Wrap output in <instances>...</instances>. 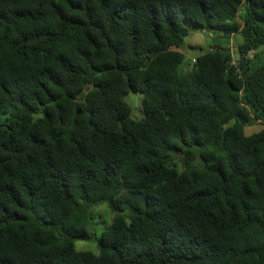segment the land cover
Listing matches in <instances>:
<instances>
[{"label": "trees", "instance_id": "obj_1", "mask_svg": "<svg viewBox=\"0 0 264 264\" xmlns=\"http://www.w3.org/2000/svg\"><path fill=\"white\" fill-rule=\"evenodd\" d=\"M262 55L264 0H0V264H264Z\"/></svg>", "mask_w": 264, "mask_h": 264}, {"label": "rangeland", "instance_id": "obj_2", "mask_svg": "<svg viewBox=\"0 0 264 264\" xmlns=\"http://www.w3.org/2000/svg\"><path fill=\"white\" fill-rule=\"evenodd\" d=\"M188 27H189L188 39L184 40V43L181 47V51L184 53V62L181 66L183 71L188 70L192 66L193 58H195L202 51H205L209 47H212L218 43L223 45H228L230 48H232L233 50L232 52L234 53L235 51L234 47L236 44V38L234 36L232 37V39H230L225 37H219L217 35V32L203 33L199 31L193 24L190 23L188 24ZM263 57L264 55H262V58ZM233 59L236 60V56H234V54H233ZM124 99L133 109V114H132L133 118L140 117L142 95L138 92H133L130 90L124 96ZM260 127H261L260 123L255 122L252 125L246 126L245 131L246 133H251L257 131ZM92 212L94 219L92 218L93 223L90 225V228L91 230L95 229L97 233H99L102 231V229L105 227L106 224L111 222L113 214L109 210L105 202L93 208ZM74 246L77 250L87 249L93 251L94 253L98 252L96 244L91 240H83V239L75 240Z\"/></svg>", "mask_w": 264, "mask_h": 264}, {"label": "water", "instance_id": "obj_3", "mask_svg": "<svg viewBox=\"0 0 264 264\" xmlns=\"http://www.w3.org/2000/svg\"><path fill=\"white\" fill-rule=\"evenodd\" d=\"M203 33H204V31H203ZM187 39H188V36H186L184 38V40H187ZM89 88H90L89 86H86L85 89L79 93V96L82 97L85 94V92L89 90Z\"/></svg>", "mask_w": 264, "mask_h": 264}, {"label": "built area", "instance_id": "obj_4", "mask_svg": "<svg viewBox=\"0 0 264 264\" xmlns=\"http://www.w3.org/2000/svg\"><path fill=\"white\" fill-rule=\"evenodd\" d=\"M231 51H233L232 48H231ZM232 63H235V60L234 59L232 60Z\"/></svg>", "mask_w": 264, "mask_h": 264}]
</instances>
